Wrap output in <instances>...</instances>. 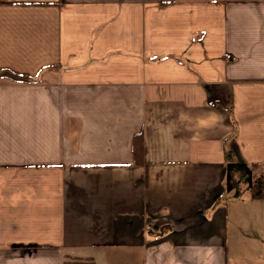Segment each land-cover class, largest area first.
I'll use <instances>...</instances> for the list:
<instances>
[{
	"label": "crops",
	"instance_id": "crops-1",
	"mask_svg": "<svg viewBox=\"0 0 264 264\" xmlns=\"http://www.w3.org/2000/svg\"><path fill=\"white\" fill-rule=\"evenodd\" d=\"M4 68L0 264H264V0H0Z\"/></svg>",
	"mask_w": 264,
	"mask_h": 264
},
{
	"label": "trees",
	"instance_id": "trees-1",
	"mask_svg": "<svg viewBox=\"0 0 264 264\" xmlns=\"http://www.w3.org/2000/svg\"><path fill=\"white\" fill-rule=\"evenodd\" d=\"M0 78L15 83L32 84L36 82L32 77L26 74H21L7 68L0 69ZM214 107L220 112L227 113L228 122L234 124L233 118L230 115L229 107L228 108L223 107L220 102L215 103ZM131 152L133 157V164L137 166L146 167V164L144 163L143 160L144 148H143V138L141 133L134 135L131 143ZM255 197L264 198V194L261 193L260 191H257L255 192ZM63 264H94V262L92 259L67 258L65 259Z\"/></svg>",
	"mask_w": 264,
	"mask_h": 264
}]
</instances>
